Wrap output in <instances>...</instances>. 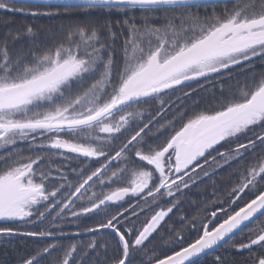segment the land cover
I'll use <instances>...</instances> for the list:
<instances>
[{"label": "snow or ice", "instance_id": "6c2138e0", "mask_svg": "<svg viewBox=\"0 0 264 264\" xmlns=\"http://www.w3.org/2000/svg\"><path fill=\"white\" fill-rule=\"evenodd\" d=\"M0 13L72 21L62 36L34 24L0 34V243L46 241L21 264H77L78 252L79 264H134L138 252L204 264L221 247L264 264V0H0ZM240 75L239 95L226 93ZM205 82L220 84L212 110L193 95ZM249 157L227 202L244 200L238 211L193 219L194 236L185 216L169 223L198 169ZM166 229L171 246L153 258ZM63 237L78 242L60 259Z\"/></svg>", "mask_w": 264, "mask_h": 264}, {"label": "trees", "instance_id": "16d2710c", "mask_svg": "<svg viewBox=\"0 0 264 264\" xmlns=\"http://www.w3.org/2000/svg\"><path fill=\"white\" fill-rule=\"evenodd\" d=\"M21 4V3H20ZM19 5V4H18ZM0 19H8L9 23L7 25H0V34H2L5 30V28H10L13 32L22 29L27 24H34L37 28L44 26V25H53L56 27L57 32L59 35L62 36V33L59 32L60 25L67 26L68 24L72 23L68 18L66 17H38L33 18L31 16H25L22 14H12V13H0ZM159 23V21H157ZM40 40L47 44L50 43L48 38L41 34ZM121 45L122 40L118 39L115 45L116 53H117V59H119L121 53ZM20 47H28V43L24 42L23 44L19 45ZM259 67V65H258ZM245 81L243 75H240L239 80L233 79L230 80L228 83L224 84V89L226 93H232L239 95V92L241 89L244 88ZM251 86V81L249 80V87ZM192 88L196 89V91L193 93V95L201 101L200 110L208 109L212 110L217 105L215 103L213 98L214 96H219V88L220 84L218 82H205L203 83V86H199V84L194 83L192 85ZM211 99V100H210ZM208 100L211 101V103H207ZM178 127V126H177ZM118 146V145H117ZM253 157H249L246 159L243 164L239 165H233L232 167H224V169H221L220 171L213 172L212 175H210L211 179L210 181V187L212 188V192L206 188V182L208 180H205L203 184L201 182H197L193 184L189 190H184V195L180 197V200H184L179 207V210L177 211L174 209V212H176V215L172 217V221L169 223L180 230V217L185 216L187 218L186 226L183 228L184 233L186 230L189 229L191 222L188 218L192 216L191 210L184 209L186 207L184 204H187L191 199L189 198H206L207 195L211 194V197L213 198L212 206H208L207 201L198 202L193 205H196L199 218V228H200V221L205 220V218L208 219L207 209H213L210 210L211 212L215 209L217 212L219 210L224 211H232L231 209H239V206H243L244 200H237L235 204H229L227 203L230 199H234V197H231L230 194L232 192V187L239 183L240 174L245 171V167L250 165L254 159ZM72 163H75L73 161ZM69 175L71 178V173L69 170ZM209 191V192H208ZM243 195V194H242ZM218 201L225 202L223 206H221ZM231 207V208H228ZM191 209V208H189ZM205 209V212L203 210ZM182 210V211H181ZM171 215V214H170ZM217 216L220 218L219 213ZM197 217V218H198ZM196 218V219H197ZM195 219V221H196ZM221 218V220H223ZM28 227L35 229L36 225H29ZM42 227H48V223L46 222ZM54 231L56 229H53ZM71 230H75V227L72 226ZM247 230H245L244 235L246 236ZM91 235V234H90ZM83 238V243L87 244L89 241V236ZM10 244L6 241L5 243H0V261H6V264H21L22 260L31 254H33L36 250L43 247L46 241L44 239L40 238H33V237H15V238H9ZM243 239V236L237 235L234 239L235 243H240ZM51 242V240L47 241ZM58 248L53 251V255L62 259L63 258V251L66 250L72 243H77L78 241L73 238H64V239H58ZM171 246V241L169 240V231L166 229L164 232L160 233V236L157 237L155 240L152 241L151 244L148 245L147 252L149 254L153 255V258L157 256H161L164 249L169 248ZM256 247V246H254ZM258 250V249H257ZM103 251V249H101ZM77 257V264H79V256L82 255V252H78L75 254ZM216 255L221 256H227L228 264H246V260L248 258L247 250L243 252H238L236 249L231 247H221L217 252L212 253L211 255L207 256L205 258L204 264H213L214 258ZM49 260L51 257L48 258ZM134 264H146L147 257L144 252H138L136 256L133 258ZM44 264H47V260L44 261Z\"/></svg>", "mask_w": 264, "mask_h": 264}, {"label": "flooded vegetation", "instance_id": "af4514ba", "mask_svg": "<svg viewBox=\"0 0 264 264\" xmlns=\"http://www.w3.org/2000/svg\"><path fill=\"white\" fill-rule=\"evenodd\" d=\"M194 84V83H193ZM192 84V85H193ZM199 86H203V84L202 85H199ZM219 147V146H218ZM224 149L223 148H221V151H223ZM215 154V153H214ZM252 159H254V158H252ZM203 162V160L201 159V163ZM241 164H243V163H241ZM236 165H239V164H236ZM226 167V166H225ZM214 168H215V171H220L221 169H224V167L223 168H221V167H218V166H208V165H205V169L209 172V173H213V172H215L214 171ZM198 173H199V176H198V179H197V182H201V184H203V182L205 181V180H208L207 182H206V188H208V190H210V192H212V188L210 187V179H211V177L210 176H205L204 175V173L202 172V171H200L199 169H198ZM195 175V174H194ZM193 185V184H192ZM191 185V186H192ZM190 186V187H191ZM186 190V189H185ZM187 190H189V188L187 189ZM209 192V191H208ZM242 195V194H241ZM189 199H191L187 204H184L186 207H184V209H187V210H191V212L193 213L192 214V216H190L188 219L190 220V221H193V219H196L197 217H198V212H199V210H197L196 208H193V207H197L196 205H193V204H195V203H198V202H204V201H207V203H208V206H212V203H213V198L211 197V194L210 195H207V197L206 198H189ZM184 200H180V204L183 202ZM195 202V203H194ZM189 208H191V209H189ZM197 208H199V207H197ZM228 208H231V207H228ZM212 209H213V207H212ZM212 209H207V210H209L208 211V214L206 215V216H208V219L207 220H210L211 218H212V216H211V211L210 210H212ZM232 210V209H231ZM238 210V209H237ZM182 211V210H181ZM220 212H222L221 213V215H219V216H221L220 218H223L224 217V215H225V211L224 210H219ZM218 211V212H219ZM203 212H205V209L203 210ZM217 212V211H216ZM218 212H217V214H218ZM144 217L142 216L141 217V219H143ZM199 218L200 217H198L197 219H196V227L197 228H199ZM167 219V218H166ZM216 218H214V220H215ZM223 220H221L220 219V222H222ZM218 225V224H217ZM216 225V226H217ZM213 227V224H211L210 225V227H209V229H211ZM201 234H202V231H201ZM185 235L186 236H189V235H192V236H194L195 235V232H194V230L191 228V226L189 227V229L188 230H186V232H185ZM167 249V248H166Z\"/></svg>", "mask_w": 264, "mask_h": 264}, {"label": "water", "instance_id": "95a60500", "mask_svg": "<svg viewBox=\"0 0 264 264\" xmlns=\"http://www.w3.org/2000/svg\"><path fill=\"white\" fill-rule=\"evenodd\" d=\"M15 2L16 3H18V4H20V3H23V0H15ZM238 211V210H237ZM211 220H213V217H212V219ZM214 221V220H213ZM212 223H209V227H210V225H211ZM218 226V225H217ZM87 235H90V234H87ZM87 235H85L84 237H86ZM31 238V237H30ZM33 238H36V237H33ZM67 238H69V237H67ZM41 239V238H40Z\"/></svg>", "mask_w": 264, "mask_h": 264}, {"label": "rangeland", "instance_id": "374dc122", "mask_svg": "<svg viewBox=\"0 0 264 264\" xmlns=\"http://www.w3.org/2000/svg\"><path fill=\"white\" fill-rule=\"evenodd\" d=\"M211 99H213V98H211ZM211 99H210V100H211ZM210 100H208L207 103H210V102H209ZM218 213H219V215H221L222 212L219 211ZM217 217H218V216H217ZM219 219H221V218H219ZM64 238H67V237H63V238H60V239H64Z\"/></svg>", "mask_w": 264, "mask_h": 264}]
</instances>
